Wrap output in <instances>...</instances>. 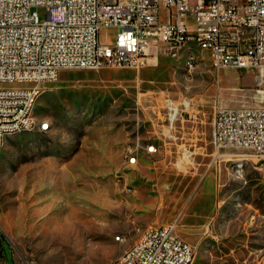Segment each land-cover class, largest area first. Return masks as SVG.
<instances>
[{
	"label": "rangeland",
	"instance_id": "374dc122",
	"mask_svg": "<svg viewBox=\"0 0 264 264\" xmlns=\"http://www.w3.org/2000/svg\"><path fill=\"white\" fill-rule=\"evenodd\" d=\"M116 33L103 27L100 42ZM200 55L192 72L162 50L140 68L64 69L41 83L34 112L48 129L0 147V264H108L171 221L195 246L192 264H264V162L218 151L212 136L216 107H264V83ZM150 145L169 159H142Z\"/></svg>",
	"mask_w": 264,
	"mask_h": 264
},
{
	"label": "built area",
	"instance_id": "2783aa9c",
	"mask_svg": "<svg viewBox=\"0 0 264 264\" xmlns=\"http://www.w3.org/2000/svg\"><path fill=\"white\" fill-rule=\"evenodd\" d=\"M111 26L114 44L101 43L100 30ZM188 40L203 43L213 69L264 75V0H0V147L4 129L31 127L30 102L62 70L140 68L162 50L176 59ZM168 103L173 124L179 109ZM212 136L218 151L249 149L264 162V107L217 106ZM194 257L171 221L141 229L108 264H192Z\"/></svg>",
	"mask_w": 264,
	"mask_h": 264
},
{
	"label": "bare ground",
	"instance_id": "6f19581e",
	"mask_svg": "<svg viewBox=\"0 0 264 264\" xmlns=\"http://www.w3.org/2000/svg\"><path fill=\"white\" fill-rule=\"evenodd\" d=\"M204 51V47H203V43H201L199 40H188V43L182 44L180 46V51L179 53H177V58H184V62H185V66L186 68H188V63L191 62L193 60V67L195 68L200 60H201V56L200 53ZM195 53V55H194ZM261 81L262 84L264 83V75H261ZM264 85V84H263ZM42 91H38V96H37V100L39 98V96L41 95ZM260 92H264V89H260ZM37 101H31L29 104V121H30V126L31 127H13L12 129H4L3 130V135H2V144L5 142V140L7 139V137L9 135H13V134H17L20 132H25V131H30V130H35L33 129V127H38L39 126V122L38 119L35 115V104ZM43 124V129H48V124L47 123H41ZM222 155V154H219ZM127 156L131 157V159H136V156L134 155L132 149H128L127 151Z\"/></svg>",
	"mask_w": 264,
	"mask_h": 264
},
{
	"label": "crops",
	"instance_id": "0c3cea01",
	"mask_svg": "<svg viewBox=\"0 0 264 264\" xmlns=\"http://www.w3.org/2000/svg\"><path fill=\"white\" fill-rule=\"evenodd\" d=\"M155 57H157V55H152V56H150V58H155ZM129 146H131V145H129ZM151 146V145H150ZM154 146V150H152V151H150L151 153H147L146 155H145V157H143L142 159H169V156H167V155H165L164 154V151L160 148V147H158V146H156V145H153ZM128 147V146H127ZM127 147L125 148V151H126V149H127ZM125 151H124V153H123V156H124V158H125ZM137 153V152H136ZM95 155V154H94ZM138 162V153H137V161H136V163ZM135 164V163H134ZM191 243V242H190Z\"/></svg>",
	"mask_w": 264,
	"mask_h": 264
}]
</instances>
